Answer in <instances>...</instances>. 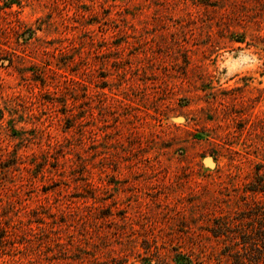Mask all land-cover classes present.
Wrapping results in <instances>:
<instances>
[{"label":"rangeland","instance_id":"rangeland-1","mask_svg":"<svg viewBox=\"0 0 264 264\" xmlns=\"http://www.w3.org/2000/svg\"><path fill=\"white\" fill-rule=\"evenodd\" d=\"M12 1L0 264H139L154 237L226 264L212 218L264 160V0Z\"/></svg>","mask_w":264,"mask_h":264},{"label":"trees","instance_id":"trees-1","mask_svg":"<svg viewBox=\"0 0 264 264\" xmlns=\"http://www.w3.org/2000/svg\"><path fill=\"white\" fill-rule=\"evenodd\" d=\"M2 1L7 7L20 4L12 0ZM3 117L4 111L0 107V120ZM225 194H237L238 206L228 212L220 208L214 214L209 231L218 251L212 253L226 264H264V160L255 163L248 181L241 187L232 186ZM145 253L139 264H164L165 253L160 252L156 237L152 243L147 241ZM111 260L110 264L126 262L123 258ZM172 261L175 264H193L194 259L192 253L176 250Z\"/></svg>","mask_w":264,"mask_h":264}]
</instances>
